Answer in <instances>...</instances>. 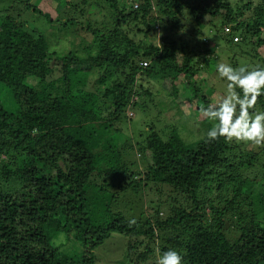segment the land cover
I'll return each mask as SVG.
<instances>
[{
    "label": "trees",
    "instance_id": "obj_1",
    "mask_svg": "<svg viewBox=\"0 0 264 264\" xmlns=\"http://www.w3.org/2000/svg\"><path fill=\"white\" fill-rule=\"evenodd\" d=\"M135 1L137 8L105 0L110 18L101 26L92 0H65L56 11L66 12L64 22L46 10L52 1L43 9L14 1L50 24L60 21L58 37L83 38V51L66 53L52 49L54 31L29 30L0 11V86L16 106L11 111L0 100V264H99L95 251L115 234L130 239L119 264H155L170 248L182 264H264V142L207 139L211 122L203 110L219 102L196 77L218 59L203 31L217 16L228 43L238 44V35L255 47L234 52L264 67L257 53L264 47V0L236 7L230 0ZM185 14L197 24L186 27L190 44L175 39ZM157 25L174 36L157 42ZM157 79L186 87L187 108L172 95L165 111L174 121L163 129L148 125L136 140L121 125L152 97ZM260 111L264 92L249 109ZM135 148L144 171L128 159ZM127 194L133 217L115 209ZM62 234L74 249L56 244Z\"/></svg>",
    "mask_w": 264,
    "mask_h": 264
},
{
    "label": "rangeland",
    "instance_id": "obj_2",
    "mask_svg": "<svg viewBox=\"0 0 264 264\" xmlns=\"http://www.w3.org/2000/svg\"><path fill=\"white\" fill-rule=\"evenodd\" d=\"M16 0H0V11H5L8 9L9 12H11L19 21L23 22L25 27L29 30H37L40 33H43L47 36L48 32L50 30L54 31V38L52 39V42L55 44H52V49H56L60 53H66L68 51L72 50H81L83 51V48L86 46L85 41H82L83 38L79 37L76 40L75 39H66L61 38L59 35L58 27L61 28V22H64L67 18L65 15L66 12H64L63 15H57L56 11L57 9H60L63 11L65 7V3H63L65 0H32L33 4H36L40 9L46 8V5L50 6L46 8V10L52 12L54 19H59L60 21L53 22L52 24L48 23L46 19L42 16L35 15L33 12L28 13V11H23L21 9V6L16 5L14 3ZM47 1H52V3H47ZM79 1V0H74ZM95 3V6L92 8L93 12L95 10V15L93 16V19L96 21L97 25H103L104 23H107L109 21L110 15H109V8L106 4L105 0H92ZM248 1V0H246ZM67 2V0H66ZM128 2H131L128 0ZM230 2L233 4V7H236L239 2V0H230ZM261 0H255V3H260ZM241 5V4H240ZM88 9V8H87ZM249 11L246 12V16H248ZM189 15L185 14L184 17L181 18L182 27H180V30H178V34L175 35V39L182 38V41L189 43V37L187 35L189 32L186 30V27L190 28L192 27L191 22L194 23V25H197L192 19H188ZM191 18V17H190ZM92 19V18H91ZM92 19V22L94 23V20ZM95 25V23H94ZM106 26V25H104ZM209 28L204 29V35L208 37V41L210 43L211 47L217 48L215 52H217L218 59L217 61H210L209 68L207 70V73H201L198 72L196 77L198 79H205L206 82V88H209L210 91L213 92L212 96L214 101L220 102L221 99L226 94L227 88V81L218 77L216 73V66L220 63H228L233 66L234 61H236V66H233L234 68H238L240 66H246L249 69L254 68L261 64V59L256 58L253 59L247 54H240L239 52H234V49L237 48L238 50H255L252 45H248L245 41H240L241 37L237 35V37L240 40H235V42L239 41L238 44H230L226 41V39L223 37L224 35L221 34V31L224 29L223 26V20L221 16H217L214 18V21L212 24L208 25ZM106 27H109L108 25ZM158 29V35H157V42H160V37L164 34H171L173 35V30L169 31L168 28H164V30H161V27L157 25ZM58 34V35H56ZM80 34L84 38H91L87 33L80 32ZM193 34V32H192ZM240 34V33H237ZM189 36V35H188ZM200 37L199 35H197ZM231 36V35H230ZM51 37V35L49 36ZM58 37V38H57ZM60 39L59 41H57ZM153 39V38H152ZM82 41V42H81ZM81 47V49H80ZM203 50H206L202 47ZM83 53V52H82ZM255 52H253L254 54ZM257 53L261 54L262 57H264V47L257 49ZM208 58L210 56H207ZM248 65V66H247ZM97 78L96 74L93 73V76L91 79L94 81V79ZM152 97L149 96L146 97L145 101H141L139 105L133 110V118L128 121L127 123H123L121 125L122 131L125 133H129L135 138L136 140H141L144 136V133H147L149 127L148 125L155 124L157 128L163 129L164 127H169L170 124L174 121L175 114L171 115L170 117H167L168 114L165 110H168L169 106H172L173 104V96H175L176 100L180 102V106L182 108H187L185 103H187V98L189 96V93L187 91L186 87H182L181 89L177 88L176 85L172 83V80H161L157 79L155 81H152ZM161 89V90H160ZM0 100L4 103V105L11 111H14L16 109V106L13 104L11 100V95L0 86ZM145 102V104H144ZM143 104V105H142ZM179 106V105H178ZM186 110V115L189 116V120H196L195 115L189 114L188 110ZM173 119V120H171ZM170 121V122H169ZM176 122V121H175ZM193 123L194 121H190ZM169 129V128H168ZM168 129H165V131H169ZM135 142L132 141V144ZM138 149L135 148L134 152H129L127 154L128 159L132 162H136L137 168L141 171L145 170V158L142 157L140 151H137ZM136 167V166H135ZM139 178V176L137 177ZM154 196L153 193L150 191L147 192L146 198L148 200V196ZM129 194H127L125 199L119 200L118 203L115 206V209L121 210L124 215L133 217L134 215H137L138 212L135 210L134 205H131L129 203ZM131 196V195H130ZM185 200L184 198L182 201ZM56 244L61 245V249H74V246L71 245L64 234L58 236L55 238ZM128 241H130L129 238H126L123 235L115 234L112 235L107 241L104 242L100 248H98L96 252L97 261L99 264H119L118 259L120 257H124L127 253V244ZM80 246L76 244L75 250H79ZM64 251V250H63ZM127 256V255H126ZM155 258V257H154ZM126 263L120 262L121 264H132L128 259L125 260ZM155 262V261H153ZM148 264H152L151 262Z\"/></svg>",
    "mask_w": 264,
    "mask_h": 264
},
{
    "label": "clouds",
    "instance_id": "obj_3",
    "mask_svg": "<svg viewBox=\"0 0 264 264\" xmlns=\"http://www.w3.org/2000/svg\"><path fill=\"white\" fill-rule=\"evenodd\" d=\"M226 27L231 31V26ZM234 39L239 38L235 36ZM216 73L227 81V91L217 105H209L203 110L211 122L206 138L216 140L223 137L227 141L252 144L264 142V111L249 112L256 97L264 92V67L234 68L231 64L220 63L216 66ZM182 259L177 250L170 248L160 253L155 264H182Z\"/></svg>",
    "mask_w": 264,
    "mask_h": 264
},
{
    "label": "built area",
    "instance_id": "obj_4",
    "mask_svg": "<svg viewBox=\"0 0 264 264\" xmlns=\"http://www.w3.org/2000/svg\"><path fill=\"white\" fill-rule=\"evenodd\" d=\"M130 1H131V3L133 4V6H134L135 8L138 7V3H137L135 0H130ZM225 30H226V31H230V28H229V27H226ZM142 65L145 66V67H147V66L150 65V62H148V61H144V62H142Z\"/></svg>",
    "mask_w": 264,
    "mask_h": 264
}]
</instances>
